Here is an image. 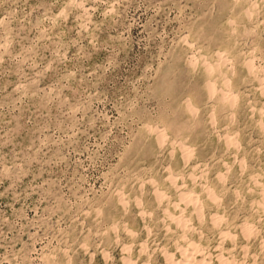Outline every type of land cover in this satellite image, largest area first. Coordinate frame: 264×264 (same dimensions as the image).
Returning a JSON list of instances; mask_svg holds the SVG:
<instances>
[{"label":"rangeland","instance_id":"rangeland-1","mask_svg":"<svg viewBox=\"0 0 264 264\" xmlns=\"http://www.w3.org/2000/svg\"><path fill=\"white\" fill-rule=\"evenodd\" d=\"M0 264H264V0H0Z\"/></svg>","mask_w":264,"mask_h":264}]
</instances>
